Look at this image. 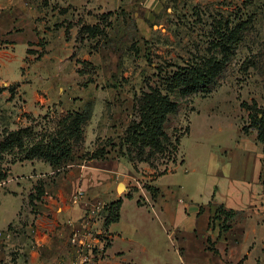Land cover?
Masks as SVG:
<instances>
[{"label":"rangeland","instance_id":"rangeland-1","mask_svg":"<svg viewBox=\"0 0 264 264\" xmlns=\"http://www.w3.org/2000/svg\"><path fill=\"white\" fill-rule=\"evenodd\" d=\"M93 27L94 36L87 31ZM196 66L214 74L198 87L172 82L174 73ZM154 89L176 107L163 131L179 145L152 167H134L124 138ZM255 115H264V0H0V142L9 138L24 149L0 159L7 175L0 227L18 205L3 196L16 187L13 178L22 179L17 186L25 192L17 222L0 231V264H29L19 241L12 243L27 213L39 209L36 190H59L73 204L84 182L85 194L110 189L92 204L130 194L144 205L146 187L158 185L166 196L201 206L220 179L218 164L239 148L240 157L228 162L246 176L252 166L244 156L254 145L263 153L264 185ZM61 139L70 153L53 164L22 158L34 145ZM95 152L103 154L94 159ZM150 209L134 215L149 245L147 253L131 249L138 264H264V199L226 223L214 215L204 227L200 217L190 236L176 234L184 244L148 223Z\"/></svg>","mask_w":264,"mask_h":264},{"label":"crops","instance_id":"crops-1","mask_svg":"<svg viewBox=\"0 0 264 264\" xmlns=\"http://www.w3.org/2000/svg\"><path fill=\"white\" fill-rule=\"evenodd\" d=\"M240 150L237 148L232 157L229 155L222 160L224 162L218 164L217 169L221 171L220 179L211 183L210 194L206 198L205 205L195 207L193 204H187L181 198L177 199L174 194L166 196L167 194L158 185H155L157 192L153 196L147 192L144 205L142 202L140 203V199L135 197L127 199L124 196L115 195L116 199L121 198L122 200L118 221L104 227L103 222L100 220L93 223L91 228L96 232L107 233L111 239L110 245L106 248L99 264H138L137 259L135 260L133 255L130 254L132 253L131 249L139 246L138 248L143 253L148 252L147 247L149 245L145 241H141L138 234L140 227L134 222L136 219L134 215L142 210L145 205L151 208L150 211H146L147 214L150 212L149 219H147L148 223L157 225L171 242L172 239L175 240L176 234L190 236L196 231L197 221L200 217L204 216V227L207 226L218 206H222L224 211L237 213L245 212L252 206L260 205V202L264 199V185L262 183L263 153H260V149L254 145L252 151L244 156L252 168L246 176H241L239 173L235 174V162H228L231 161L229 160L230 157L233 159L239 158L241 155L239 154ZM21 182V178H13L12 183H15L16 187L12 188V193L2 194L4 197L12 198V201L18 202V205L13 211L10 221L1 226L0 231L6 230L10 223L13 225L18 220L25 198L24 188L17 186ZM82 188H84V182ZM84 190L86 191L85 188ZM88 192L89 194H85V199L77 205L71 204L69 198L68 200L65 199L59 190L52 195H49L46 190L43 193L44 195L39 197L42 201L36 203L39 206L37 213H27L25 216L26 225L21 227L23 230L22 236H19L12 243L13 245L19 241L18 244L23 248L20 252H26V262L28 260L29 264L70 263L73 257V247L70 243L71 232L73 229L83 226L88 208L92 205L89 199L94 202V200L99 199L100 196L98 195L110 192V189L100 190L97 188ZM27 195L29 199L32 192L29 190ZM110 196L112 197V194ZM137 201H139V204H137ZM131 205L133 208H131ZM205 207L207 209L203 211ZM81 239L84 242H89L87 236H83ZM184 241L183 239L175 240L176 243L182 244H184Z\"/></svg>","mask_w":264,"mask_h":264},{"label":"trees","instance_id":"trees-1","mask_svg":"<svg viewBox=\"0 0 264 264\" xmlns=\"http://www.w3.org/2000/svg\"><path fill=\"white\" fill-rule=\"evenodd\" d=\"M96 27L88 29V33L94 36ZM218 62H214L213 66H218ZM182 71V73H181ZM214 74V69H201L196 66L189 69H180V73H174L172 76L173 83L178 82H189L193 87L204 83ZM192 91L196 90L194 88ZM143 104L139 109V120L129 128L124 138V143L127 146L125 149V155L128 161L135 167L137 163H146L149 167H152V162L156 158L176 152V146L179 145L177 139L173 143L167 137L163 131V126L166 121L168 114L176 110L175 105L170 102L167 95H162L159 91L154 89L144 95ZM241 106H245L241 104ZM263 114V113H262ZM259 115V114H258ZM255 115L252 120V126L257 130L256 141L264 143V115L263 118ZM244 130V129H243ZM18 148L19 151L24 150L22 146L16 144L14 140L7 138L3 142H0V159L3 153L13 152L14 149ZM28 154L23 156V159L30 160L33 157L40 158L47 163L53 164L60 158L67 156L70 153V147L66 139L52 140L48 145H34L31 150L26 151ZM19 154V153H18ZM102 152H95L92 158L98 159ZM166 173V170L160 173L158 176H162ZM7 177L6 172L0 167V182L5 180ZM147 192L152 196L157 192L150 187H146ZM43 195V191L36 190L34 200H38ZM127 199H131L130 194L126 195ZM33 200V196H29V202ZM122 204V200L118 199L108 205H105L103 210V225L104 227L109 226L112 223H116L119 218V211ZM139 204V201H137ZM234 214L232 211H224L222 206H218L215 211L216 218H222V222L226 223L229 218ZM110 244H108L109 246ZM107 246V247H108Z\"/></svg>","mask_w":264,"mask_h":264},{"label":"built area","instance_id":"built-area-1","mask_svg":"<svg viewBox=\"0 0 264 264\" xmlns=\"http://www.w3.org/2000/svg\"><path fill=\"white\" fill-rule=\"evenodd\" d=\"M85 199V192L82 188L77 189L75 195L72 197L73 204H79ZM105 205L101 203H93L88 208L86 217L81 228L73 229L70 235V243L73 247V257L69 264H99V261L103 258L104 253L111 239L107 233L93 232L92 224L95 223V219L102 213ZM89 237V242L82 241V237Z\"/></svg>","mask_w":264,"mask_h":264},{"label":"bare ground","instance_id":"bare-ground-1","mask_svg":"<svg viewBox=\"0 0 264 264\" xmlns=\"http://www.w3.org/2000/svg\"><path fill=\"white\" fill-rule=\"evenodd\" d=\"M122 189H123V186L122 185H119L118 190L120 191Z\"/></svg>","mask_w":264,"mask_h":264}]
</instances>
